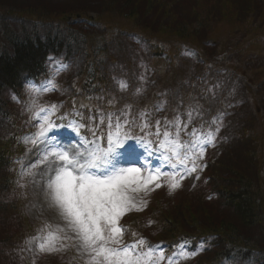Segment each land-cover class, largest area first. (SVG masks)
Wrapping results in <instances>:
<instances>
[{"label":"trees","instance_id":"obj_1","mask_svg":"<svg viewBox=\"0 0 264 264\" xmlns=\"http://www.w3.org/2000/svg\"><path fill=\"white\" fill-rule=\"evenodd\" d=\"M223 27L229 34L220 42ZM186 48L196 55H182ZM49 55L68 68L55 77L62 91L43 101L62 102L65 112L84 104L88 116L130 104L133 115L152 110L154 124L177 113L185 121L188 108L198 107L188 131L207 130L218 112L227 113L189 198L177 200L168 188L163 196L140 193L147 207L121 218L123 240L143 237L166 257L185 240L189 251L206 244L179 264H264V0H0V264H32V254L21 260L19 248L45 223H31L17 202L29 199V178L17 187L15 161L26 147L16 137L33 128L11 92L26 100L27 81L54 71ZM113 77L126 80L127 91ZM181 139L188 137L182 132ZM151 160L159 165L158 153ZM73 253L41 254L35 264H79Z\"/></svg>","mask_w":264,"mask_h":264},{"label":"snow or ice","instance_id":"obj_2","mask_svg":"<svg viewBox=\"0 0 264 264\" xmlns=\"http://www.w3.org/2000/svg\"><path fill=\"white\" fill-rule=\"evenodd\" d=\"M182 55L196 53L186 48ZM46 66L54 71L43 81H27L26 100L11 92L12 101L21 104V113L28 116L25 125L35 129L16 137L35 158L28 164L24 157L15 161L21 167L16 184L26 188L25 179L31 178L28 182L43 193L44 203L65 223L53 226L45 222L19 248L21 260L24 253H32L35 264L41 254L73 249L77 253L73 260L79 264H161L165 259L167 264H179L205 250L206 244L201 242L195 251H189L191 241L185 240L166 257L160 244L151 245L143 237L125 243L126 228L120 221L126 213L147 207V200L137 199L140 193L146 196L162 186L171 193L186 178H201L207 166L206 148L215 146L227 113L218 112L207 130L201 125L188 131L194 114H199L198 107L188 108L185 121L177 113L172 120L154 124L152 110L145 108L133 115L130 104L116 111L96 108L88 116L81 111L87 107L84 104L65 112L62 102H41L39 97L62 91L55 77L68 64L49 55ZM139 79L143 83L146 78L141 75ZM113 80L121 92L129 88L126 80ZM142 93L143 87L135 89V95ZM166 103H158L155 111ZM182 132L188 139H181ZM154 153H158L157 166L151 160ZM165 166L169 170H162Z\"/></svg>","mask_w":264,"mask_h":264},{"label":"rangeland","instance_id":"obj_3","mask_svg":"<svg viewBox=\"0 0 264 264\" xmlns=\"http://www.w3.org/2000/svg\"><path fill=\"white\" fill-rule=\"evenodd\" d=\"M69 18V16H68ZM65 22V21H64ZM126 27L128 28V26L126 25ZM221 27V26H220ZM229 29L228 28H224L223 30H219L217 32V36L216 38H218V40H220V42H225L226 39L228 38V34H229ZM132 31L134 32H139V30L132 28ZM142 33V31H140ZM144 32V31H143ZM146 34V32H144ZM223 49L222 46L220 45L217 48V54H221L223 53ZM214 51V50H213ZM215 52V51H214ZM215 52V54H216ZM46 94H43L42 96L39 97L40 101L46 100L44 99ZM21 112V111H20ZM21 117H24L22 115V113H20ZM25 158V163H31L33 161H35V158L32 156V154L30 152H26L24 155ZM139 166V165H138ZM165 171H167L166 168H163ZM31 178H29L30 180ZM27 180V182L29 181ZM194 180L191 178H186L182 183H184L182 185V187L179 189L180 191H174L172 192L173 195H175L176 199L178 200H182V197L184 198H189V196L187 195V191L188 188H190L193 184ZM29 183V190H28V194H29V199L28 198H20L18 199L19 201L17 202H21L22 203V208H24V214L27 216V219L30 220V222L32 223L33 221H40V222H49L51 225L55 226L56 224H60L61 226L64 225V221L58 216V214H56L54 212V210L50 209L47 207V205L44 203V196L43 193H41L39 191V189L34 186L32 183ZM167 188V186H162L159 189H156L150 193H156L158 192L160 196H163L165 194H168L167 191H165V189ZM148 195V194H147ZM194 203V202H193ZM36 205V207L34 208L33 205ZM147 212V211H146ZM144 218H146V216H144ZM68 251V250H67ZM62 253H66V251L62 252ZM32 254V253H31ZM58 255H60L59 253H56ZM74 256H77V253H73ZM53 256L55 254H46V256ZM49 256V257H51ZM53 258V257H52Z\"/></svg>","mask_w":264,"mask_h":264}]
</instances>
